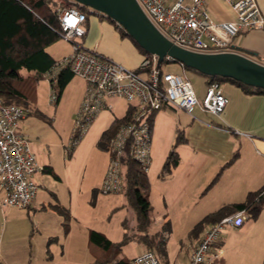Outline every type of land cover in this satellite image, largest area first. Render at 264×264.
Wrapping results in <instances>:
<instances>
[{"label": "built area", "instance_id": "1", "mask_svg": "<svg viewBox=\"0 0 264 264\" xmlns=\"http://www.w3.org/2000/svg\"><path fill=\"white\" fill-rule=\"evenodd\" d=\"M151 23L170 42L199 54L233 52L234 40L242 34L264 30V14L257 0H224L232 8L236 19L215 21L206 0H136ZM80 6V5H79ZM93 16H102L89 9ZM60 37L71 45V55L58 63L51 74L57 82L59 71L70 66L75 77L86 82V92L75 120L73 148L87 134L95 119L103 112H112L113 100L129 105L127 113L110 139L109 166L101 191L104 195L121 194L124 190V162L134 161L147 174L152 162V117L164 108H176L189 114L202 111L221 116L229 100L222 85L214 82L207 87L205 98H198L190 80L182 75L164 73L158 68V57L145 58L137 70L109 59L84 45L87 35L86 14L79 8L59 10ZM58 96L53 90L51 103ZM27 111L16 105H6L0 98V195L3 206L29 209L40 184L35 180L43 172L33 153L28 137L20 132ZM245 212H237L207 226L201 239L193 247L187 264H208L223 254L212 253L227 226L240 227ZM131 264H161L153 251L136 256Z\"/></svg>", "mask_w": 264, "mask_h": 264}, {"label": "crops", "instance_id": "2", "mask_svg": "<svg viewBox=\"0 0 264 264\" xmlns=\"http://www.w3.org/2000/svg\"><path fill=\"white\" fill-rule=\"evenodd\" d=\"M166 1L173 4L177 0ZM257 1L264 14V0ZM206 5L211 17L217 22H231L236 19L234 11L224 0H206ZM85 26L86 48L126 68L137 70L141 67L145 56L128 38L122 37L116 26L107 19L91 15ZM232 49L233 52L237 50L252 52L255 54L253 59L264 65V30L242 34L234 40ZM71 52L72 49L69 54L57 58L49 54L60 62L69 58ZM70 84L71 82L67 87ZM221 85L229 100L221 116L206 113L200 108L189 114L184 110L167 107L152 117V162L147 172L151 183L150 203L155 210L157 208L155 200L160 199L164 222L168 223L166 225L171 232L167 245L168 257L161 264H187L193 247L205 231L195 234V227L206 216L226 206L244 203L249 193L264 187V95L245 94L241 88L230 82ZM86 86L85 82L81 104ZM111 103L114 105L113 111L103 112L99 116L104 113L116 116L120 105L125 103V111L117 120L124 118L128 109L127 103L123 100H113ZM104 119H101L92 132H96L98 137L104 130L100 124L104 123L102 122ZM33 126L34 122L26 118L22 121L20 129L23 128V134L27 136L33 132ZM178 132L183 133L185 142L176 146ZM30 143L39 166L44 168L40 173L53 170L52 160L46 154V145L40 140ZM173 150L179 156V164L171 172L165 173L163 171L165 161ZM235 155H238L237 159L225 167ZM98 161L101 162L99 180L102 187L109 166V154L99 155ZM223 168L224 171L218 180L212 184ZM40 173H37L35 178H38ZM39 193L40 190L30 208H35L38 201H41ZM263 213L264 211L260 216ZM244 215L246 219L242 226L225 227L212 249V253L220 249L223 254L212 258L208 264H262L264 223H260V216L253 220L249 219L247 213ZM182 231L187 233L180 237L183 246L179 253L181 257L173 259L170 243L172 238L177 236V232ZM64 237L66 249L69 243H76L78 246L81 243L84 246L85 238L89 241V231L82 235L81 241L78 236H73L72 229ZM145 251L147 250L144 246L139 247L131 262Z\"/></svg>", "mask_w": 264, "mask_h": 264}, {"label": "rangeland", "instance_id": "3", "mask_svg": "<svg viewBox=\"0 0 264 264\" xmlns=\"http://www.w3.org/2000/svg\"><path fill=\"white\" fill-rule=\"evenodd\" d=\"M72 7L79 8L74 2ZM70 46L69 42L61 39L47 50L57 58L69 54ZM161 69L164 73L188 78L198 98H205L207 76L184 67L179 62L169 65L163 63ZM51 80L52 76L48 75L37 85L32 98L35 104L26 111L28 120L34 122L33 132L27 134V137L31 142L40 140L46 145V154L53 163L54 176L46 172L39 174L41 178H35L42 185L39 189L41 201L34 206L36 209L4 207V195H0V264L92 263L96 252L88 247L89 241L85 237L84 246L81 243L79 246L69 243L66 249L64 236L68 235L67 229H72L73 236H78L80 241L82 235L91 230L103 233L115 242L122 241L126 233L130 236L138 235V215L128 205L125 194L104 195L99 180L101 162L98 161V156H106L108 153V149L100 148L99 141L104 132L111 128L112 122L123 115L125 103L120 105L116 116L104 113L96 118L87 134L73 148L71 144L75 120L85 82L74 77L62 93L60 102L51 103ZM55 89L56 94H60L57 83ZM101 119H104V123H100L104 130L98 137L96 132H92ZM19 131L23 133V128ZM102 151L103 154H100ZM155 203L157 208H153L150 213L147 234L157 237V242L165 239L167 251L171 232L167 222H164L160 199L157 198ZM260 223H264V213L260 216ZM185 233L187 232H177V236L172 238L170 252L173 259L181 257L179 253L183 246L180 237ZM139 247L142 246L131 241L124 247L120 259L131 261ZM154 252L161 263L167 260L157 248H154Z\"/></svg>", "mask_w": 264, "mask_h": 264}, {"label": "trees", "instance_id": "4", "mask_svg": "<svg viewBox=\"0 0 264 264\" xmlns=\"http://www.w3.org/2000/svg\"><path fill=\"white\" fill-rule=\"evenodd\" d=\"M72 4L71 0H0V98L6 105H16L28 109L35 104L32 98L37 85L44 81L48 75L53 74L59 63L47 51L50 46L61 40L58 12L61 9L72 7ZM79 8L86 14L88 21L91 16L89 9L81 6ZM100 17L115 25L121 36L128 38L145 58L150 56L116 22L103 15ZM259 61L261 60L259 59ZM164 63L169 65L178 62L166 60ZM74 77L70 66L59 71L56 83L59 86L60 94L57 95L56 103L60 102L62 93ZM206 82L208 86L214 82L220 84L230 82L241 88L245 94L264 95V90L246 86L232 79L207 77ZM50 83L52 89L56 91L54 80L52 79ZM122 122L123 120H116L111 128L104 132L99 141L101 149H108L110 139ZM183 142H185V137L182 132H178L176 146ZM237 157L238 155H235L225 167L231 165ZM178 164L179 156L173 150L165 161L163 171L169 173ZM223 171L224 168L212 184L218 180ZM46 172L54 176L52 169ZM150 190L151 183L148 175L134 161L127 159L124 162L123 193L128 205L137 212L138 235L130 236L129 233H126L122 241L113 242L103 233L91 230L88 247L96 253L94 254L95 260L90 264H131V261L120 259L124 247L131 241L144 246L147 251L154 252V248H157L164 258L168 257L165 239L157 242V237L147 234L150 213L153 209L150 203ZM241 211L247 213L249 219L256 220L260 216L264 211V187L259 191L249 193L244 203L226 206L218 212L206 216L195 227L194 233L202 232L207 226ZM67 230L66 233L69 232V229Z\"/></svg>", "mask_w": 264, "mask_h": 264}, {"label": "water", "instance_id": "5", "mask_svg": "<svg viewBox=\"0 0 264 264\" xmlns=\"http://www.w3.org/2000/svg\"><path fill=\"white\" fill-rule=\"evenodd\" d=\"M71 1L116 22L147 54L158 57V68L171 60L207 77L232 79L264 90V65L253 59L252 52L237 50L209 55L180 48L159 32L136 0Z\"/></svg>", "mask_w": 264, "mask_h": 264}]
</instances>
